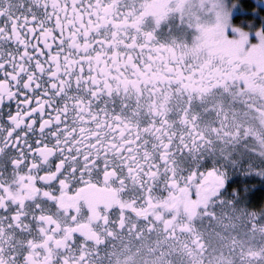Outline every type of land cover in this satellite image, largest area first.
<instances>
[{"label":"snow or ice","instance_id":"snow-or-ice-1","mask_svg":"<svg viewBox=\"0 0 264 264\" xmlns=\"http://www.w3.org/2000/svg\"><path fill=\"white\" fill-rule=\"evenodd\" d=\"M0 264H264V0H0Z\"/></svg>","mask_w":264,"mask_h":264}]
</instances>
